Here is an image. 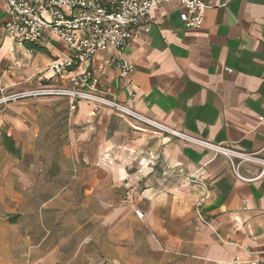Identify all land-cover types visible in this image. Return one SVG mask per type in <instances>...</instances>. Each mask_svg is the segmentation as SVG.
Returning a JSON list of instances; mask_svg holds the SVG:
<instances>
[{"label": "crops", "instance_id": "1", "mask_svg": "<svg viewBox=\"0 0 264 264\" xmlns=\"http://www.w3.org/2000/svg\"><path fill=\"white\" fill-rule=\"evenodd\" d=\"M205 1L198 28L180 19L177 0L156 7L149 31L124 53L134 67L127 75L112 63L111 48L98 51L89 69L99 70L110 97L151 120L237 151L261 150L264 0ZM7 17L0 2V28ZM29 43L0 34V97L46 82L70 86L39 78L66 57L65 42L50 31L34 43L42 49ZM22 98L0 104V264L264 258V174L244 180L223 153L109 107L80 101L72 109L66 96ZM5 136L19 153L7 150ZM261 170L243 162L239 173L253 178Z\"/></svg>", "mask_w": 264, "mask_h": 264}, {"label": "built area", "instance_id": "2", "mask_svg": "<svg viewBox=\"0 0 264 264\" xmlns=\"http://www.w3.org/2000/svg\"><path fill=\"white\" fill-rule=\"evenodd\" d=\"M167 1L171 0H0L8 15L0 28L1 35H9L19 43L40 44L51 31L65 42L66 57L54 60L41 72L39 78L43 81L56 77L70 82V86L46 82L33 89L10 92L0 98V104L27 96H66L71 99L72 109H76L77 102L80 101H88L98 108L109 107L137 124L142 122L162 133L172 134L223 153L233 162L236 172L244 180L258 178L264 174V147L254 152H241L194 138L151 120L110 97L99 70L89 69L90 61L98 51L111 48L115 52L112 63L120 68L122 75L132 71L134 67L125 59L124 53L139 32L149 31L151 12ZM177 1L183 7L180 19L184 24L187 27H201L208 7L206 1ZM81 63L86 66L84 70L77 69V65ZM226 70L233 71L232 68ZM47 71H52V75H47ZM138 125L136 126L140 127ZM243 162L260 164L262 170L253 178L243 176L239 173ZM136 214L143 216L141 210H137ZM251 263L264 264V258Z\"/></svg>", "mask_w": 264, "mask_h": 264}, {"label": "trees", "instance_id": "3", "mask_svg": "<svg viewBox=\"0 0 264 264\" xmlns=\"http://www.w3.org/2000/svg\"><path fill=\"white\" fill-rule=\"evenodd\" d=\"M31 48H35V49H42L40 46L36 45V44H32L29 43L28 44ZM4 145L7 148L8 151L12 152V153H19L20 150L19 148H17L14 144V141L9 137V136H5L4 138Z\"/></svg>", "mask_w": 264, "mask_h": 264}, {"label": "rangeland", "instance_id": "4", "mask_svg": "<svg viewBox=\"0 0 264 264\" xmlns=\"http://www.w3.org/2000/svg\"><path fill=\"white\" fill-rule=\"evenodd\" d=\"M7 94L5 93V96H6ZM4 96V95H3ZM3 96H1V97H3ZM0 97V98H1ZM21 99H23V98H19V99H17V100H21ZM17 100H14V101H17ZM8 102H13V101H7L6 103H8Z\"/></svg>", "mask_w": 264, "mask_h": 264}]
</instances>
